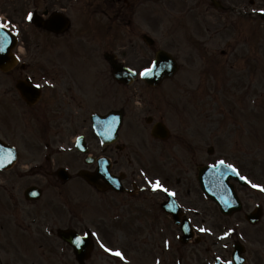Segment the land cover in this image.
<instances>
[{"label":"flooded vegetation","instance_id":"flooded-vegetation-1","mask_svg":"<svg viewBox=\"0 0 264 264\" xmlns=\"http://www.w3.org/2000/svg\"><path fill=\"white\" fill-rule=\"evenodd\" d=\"M11 1L0 0V16L11 22L10 29L15 35L16 30L19 31L12 50L14 59L11 67L7 71L0 70V156L4 158L11 151L17 152L18 158L11 168L0 172V213L6 217L12 212V221L16 225H11L10 221L0 224V258L3 264L26 263L28 260L16 234L40 235L46 228L54 233L57 225L64 222L53 196L44 204V208L52 209L47 212L39 205L40 202L25 199L26 188L38 186L43 192L51 190L54 196H58L63 186L72 184L74 194L85 184L79 176L81 169L95 170V163H87L75 145L78 138L83 137L90 157H98L101 148L96 141L91 116L95 113L106 115L112 110L111 93L107 92V86L111 84V69L105 56H114L117 62L138 71L146 66L143 56L155 55L159 49L154 41L148 46L141 41L143 27L155 33L158 25L155 27L157 23L154 21L144 23L143 19L134 18L140 7V3L136 6L137 1L134 0ZM9 5L15 6L12 13L8 11ZM128 10L131 17H128ZM29 12L34 14L32 22L27 20ZM61 16L67 18L68 26H64ZM119 97L122 98L121 91ZM154 118L156 121L164 119ZM124 125L123 122L119 142L102 148L114 174L120 173L117 169L126 164L125 147L120 144H123ZM177 133L172 130L167 141L156 142L157 148L163 151V160L157 167L166 169L170 166L165 172L176 169L178 185L186 179L178 188L175 199L183 214L190 219L194 232L198 233L204 224V200L199 195L183 192L189 182L184 176H191V167L185 168L188 165L182 161L183 156L177 157L172 150L165 155L174 143L183 141L186 131L180 129ZM64 165L71 175L67 182L57 174ZM157 174L160 175V170ZM157 180L164 187L171 186L166 180L154 176L139 177L138 180L124 177V192L115 194L119 200L114 208L127 207L131 213H136L131 215L129 227L141 229L145 224L140 233L154 234L160 228L180 231L167 213L173 208H161L166 202L167 192L153 191L149 184V181ZM175 182L176 179L173 184ZM76 217L74 213L70 220L73 222ZM114 223H119V220ZM39 238L43 240L41 236ZM154 240L152 245L156 243ZM145 243L149 245L147 241ZM135 244L138 245V241Z\"/></svg>","mask_w":264,"mask_h":264},{"label":"rangeland","instance_id":"rangeland-1","mask_svg":"<svg viewBox=\"0 0 264 264\" xmlns=\"http://www.w3.org/2000/svg\"><path fill=\"white\" fill-rule=\"evenodd\" d=\"M183 1L163 2L161 0L155 3L144 1L141 13L136 15V19L142 17L144 22H156L155 27L159 25L160 34L169 35L171 40L168 28L178 10H183L185 7V14L188 16L185 21L189 29L188 40L201 42V45L196 46L197 51L194 48L192 51L190 48H181V50H186L182 53L185 57L180 58L181 72L173 82L164 85L167 89L171 88V83L175 84L176 94L173 101L170 97L162 100L152 97L154 104L150 105L147 103L150 100L149 95L144 96L143 99L139 96L144 85L136 83L132 89L127 91L125 103L128 112L126 117H145L147 114L158 117L162 115L164 117H188L185 122L189 127L191 141H196L195 158L197 161L225 160L249 173L254 183L264 186V21L257 17V11L264 8V3L262 0H254L256 5L251 7L250 1L252 0H221L226 6L228 5L227 8L230 10L220 13L211 8L205 13V20L204 9L205 6L211 7L210 0ZM195 6L198 9L189 12L191 7ZM8 7L9 13L15 10L13 5ZM232 8L236 9L233 13H231ZM241 13L250 16L242 17L239 15ZM194 17H197V21ZM189 18H191L192 26H189ZM144 30L145 27H143ZM154 36L157 37V35ZM228 41H231L233 45L229 49L226 46ZM223 51L226 53L224 56L221 55ZM137 58L134 57V59ZM159 104L163 105V111L160 110ZM112 106L111 103L110 107ZM210 147L214 148V155L205 156V148L208 150ZM181 151L185 155L182 161H186L188 165L185 168L194 166L192 163L194 155L187 157L188 152L193 153L191 148L181 149ZM151 164L147 167L154 173L152 177H159L175 186L176 183L173 184V181L177 179L176 169L165 175L161 169L159 175L157 174L158 168L154 167L155 163ZM131 170L133 169H129ZM194 172L193 168L192 182H194ZM184 177L189 179L185 194L187 192L192 196L197 194L190 182V176L185 175ZM182 184L179 186L182 187ZM237 189L246 203V211L232 219H220L219 214L209 203V206L205 208L207 220L205 226L208 231L200 235L202 241L198 245L190 246V248L193 247L191 250L181 248L176 239L177 243L173 242L172 252L174 264H178L182 255L186 259L192 257L191 251L199 264H204L203 261L208 260V255L213 253L229 258V250H226L227 243H230L228 248L231 249L236 240L245 243L250 248L251 264H264V217L257 227L251 228L244 220L247 212L253 210L258 203L264 202V193H260L259 189L257 193L250 196L247 194L249 190L244 192L243 189L238 187ZM251 189L258 188L251 187ZM91 197L101 202L95 196ZM100 211L104 212L103 209ZM107 231L110 232L112 240L114 237L117 238V234L112 230ZM226 233H228L227 237L222 239L221 237H225ZM125 236L127 237V234ZM118 238L119 242L125 241L121 233ZM162 239L163 237L159 238L157 247L151 248L150 262L142 256L137 259V264H153L155 257L163 258L165 253L159 250L162 248ZM128 248L130 249L131 246ZM132 248L139 249L138 246ZM218 249L219 252H217ZM186 259V263L196 264ZM163 264H167L166 258H163Z\"/></svg>","mask_w":264,"mask_h":264},{"label":"water","instance_id":"water-1","mask_svg":"<svg viewBox=\"0 0 264 264\" xmlns=\"http://www.w3.org/2000/svg\"><path fill=\"white\" fill-rule=\"evenodd\" d=\"M170 61L171 60H169L168 56H160L156 61V71L153 72L151 75L146 76L144 80L147 81L148 84L154 86L159 84L165 77H170L177 70L176 65ZM167 62L172 67L170 72L166 68ZM120 71L115 72L114 76L117 80L122 81V79H126V76L128 78L132 77L128 74L129 72L127 70L122 68V70ZM219 169H208V175L205 178V191H208L207 194L214 198V200H217L224 213L232 214L233 211H235V208H237L238 206L237 203H235L236 195L234 194V192L231 191L232 187L228 188L227 186L228 178H230L231 176L225 177L224 170H222L224 169L223 167L220 169V171L222 170L223 173H220L219 175ZM204 173H206V171ZM72 241L73 239L71 238V242Z\"/></svg>","mask_w":264,"mask_h":264},{"label":"snow or ice","instance_id":"snow-or-ice-1","mask_svg":"<svg viewBox=\"0 0 264 264\" xmlns=\"http://www.w3.org/2000/svg\"><path fill=\"white\" fill-rule=\"evenodd\" d=\"M260 11H261V12H264V9H260ZM33 17H34V14H33V13L29 12V13L27 14V20H28L29 22H32V21H33ZM10 25H11V22H10V21L7 22V23L0 21V31L7 30V29L10 27ZM16 35H19V31H18V29L16 30ZM7 41H8V36H7L6 33H4L3 36H2V38H0V52H3V51L5 50V48H4L3 45H4L5 43H7ZM156 68H157V65L155 64V62H153V63L151 64V66L145 68V69L140 73V75H142V76H149V75H151L153 72L156 71ZM36 87H41V85H36ZM219 164H220V165H226V161H225V160H220V161H219ZM226 166H227L228 168H231L233 171L236 172V174H237L238 176H240V172H239V170H237V169L235 168L234 165L227 164ZM240 178L243 179V180H247V182H248L249 184H251V187H252V188H258V189H260L261 191H264V186L259 185V184H256V183H253L251 180H249V179H248L247 177H245V176H240ZM149 184L151 185V188H152L153 190H162V191H164V192H168L169 195H171V196H175V195H176L175 192H169V189H167L166 187H164V186L161 184V182H160L159 180H157V181H155V182L149 181ZM200 231H201V232H205V231H208V230H207V229H203V228H201ZM227 235H228V233L225 234V237H221V238L224 239V238L227 237ZM85 240H86V236H85V237H80V238H78V239L75 241V243H76L77 246H80V245H82V244L84 243ZM101 246L106 248V246H104V245H101ZM106 251L111 252L114 256L119 257L121 260H124V259H125L124 253L121 252V251H118V250H115V251H114L113 249H110V248H106ZM228 264H231V262L229 261Z\"/></svg>","mask_w":264,"mask_h":264}]
</instances>
